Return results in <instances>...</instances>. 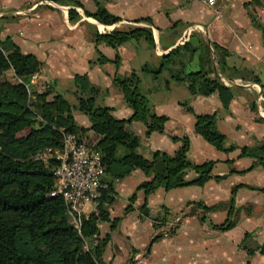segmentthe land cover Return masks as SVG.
Listing matches in <instances>:
<instances>
[{
    "label": "crops",
    "instance_id": "0c3cea01",
    "mask_svg": "<svg viewBox=\"0 0 264 264\" xmlns=\"http://www.w3.org/2000/svg\"><path fill=\"white\" fill-rule=\"evenodd\" d=\"M80 1L89 10L96 8L95 0ZM98 1L104 2L111 12L121 16L119 21L124 23L122 27L130 24L149 25L155 39L154 48H149L144 39L135 38L125 40L115 47L101 39L95 47L91 37L94 27L97 24L99 27L107 24H100L92 16L84 17L83 7L71 3L67 5H72L80 17L70 19L68 10H61L60 4L64 3L57 0L53 3L41 0H0V37L10 36L22 51L34 53L41 60L39 83L52 82L55 89L67 93L69 99L70 94L75 96L74 74L86 72L93 83L106 89L99 93L97 99L100 103L110 105L111 112L117 117L129 116L132 109L124 101L122 91L112 77L116 72L127 73L136 69L153 110L168 116L163 131L153 130L148 135H145L143 121L133 119L129 122V126L139 135L138 151L146 157H150L154 149L173 152L180 145V140L173 139L171 135H178L186 129L193 144L207 148L209 155L213 156L214 163L210 173L215 175L200 185L181 186L193 190L192 196L187 199L193 198L196 202L200 200L205 205H216L208 210L207 216L212 221L214 219L213 222H221L227 213L223 203L231 194L232 186L237 185L235 203H249L256 207L255 211L252 209L249 213H242L239 218L247 222L254 214L264 218V194L256 188L264 186V165L258 164L247 169L253 158L239 155L238 148L223 151L207 145L194 130L195 118L191 111H186L181 105L182 99L188 98L194 111L215 112L216 126L224 133L227 144L252 145L264 141V101H260V98L264 100L263 88L256 81L242 80L234 72L240 67L253 70L264 81V43L260 30L251 23L248 16L244 5L246 0H238L240 10L237 13L240 20L222 16L221 8L226 9V13H234L233 4L225 3L229 0H214L213 4L208 0ZM249 6H254L251 9L264 22V8L251 4ZM16 7L21 9L19 13H15ZM144 15H151V24L133 20ZM110 25H113L110 29L114 26L121 27L116 22ZM193 34L196 37L192 40L195 44L199 43L198 39L201 37L205 41L217 42L230 52L225 55V59L231 68L226 67L225 71H221L211 46L213 73L229 85L233 92L227 105L222 104L216 91L206 95L191 93L184 81L171 79L168 85H164L163 78L155 79L150 73L139 71L142 63L148 61L157 64L162 54L177 44L191 40ZM99 50L110 59L118 55V62H99ZM201 53L200 47L195 52L193 66L199 62L197 55ZM247 82L253 84H246ZM62 83L64 85H60ZM176 87L183 90L181 95L165 94L166 90ZM253 99L256 103L251 107ZM82 114L84 113L74 110L78 123L88 125L89 121ZM85 133L86 137L94 135L91 142L98 137L92 130ZM194 152L195 149L189 145L188 155L191 160L197 162L208 159L204 158L206 153L198 158ZM195 175L193 169H188L185 173L186 178H193ZM149 177L140 168H134L123 176H114L111 172L103 175L102 181L111 182L115 195L109 205L110 219L100 222L98 229L101 236H109L101 254L104 264H125L129 257L133 258V264H264V251L259 243L251 242L247 246L246 242H242V246L239 244L242 234L237 239L230 234V230L237 228L238 220L237 225L228 230L214 228L199 219L197 213L204 208H190L191 204L185 203L187 199L165 200L159 197L170 188L161 185L145 194L138 185ZM203 188L204 192L201 194ZM129 203L131 208L125 210ZM144 204L146 209L142 208ZM165 207L170 214H166L165 223L156 229L153 223L164 216ZM88 208L90 207H85L89 210ZM114 218L116 221L113 224ZM170 221L177 222L170 225ZM158 230H164L163 234L151 241ZM219 236L226 237V242L220 241Z\"/></svg>",
    "mask_w": 264,
    "mask_h": 264
},
{
    "label": "trees",
    "instance_id": "16d2710c",
    "mask_svg": "<svg viewBox=\"0 0 264 264\" xmlns=\"http://www.w3.org/2000/svg\"><path fill=\"white\" fill-rule=\"evenodd\" d=\"M57 1L83 7L84 13L100 24H112L121 20L120 15L111 12L98 0H95L94 10L85 8L80 0ZM249 4L264 8V0L244 1L251 23L260 30L264 43V22L256 17L253 9L248 7ZM68 16L70 19H77L80 14L74 7H70ZM133 20L151 24L149 16ZM91 37L96 44L102 39L113 47L131 38L144 39L149 48L155 46L149 25L114 26L104 32L93 29ZM198 40L197 44L188 39L173 46L159 57L157 64L145 61L139 71L148 72L155 79L160 77L161 72H165L167 75L162 77L164 85H168L171 79L184 81L191 93L206 95L216 91L222 104L227 105L233 94L232 89L213 73L210 45L201 37ZM211 46L219 69L225 71L224 68H231L225 59V55L230 52L215 41H211ZM200 47L202 53L197 55L199 62L193 66L195 52ZM97 60L117 63L118 55L110 59L99 50ZM40 64L41 60L34 53L22 51L10 36L0 37V75L10 69L16 77L14 81L0 80V264H104L101 254L109 236H101L98 229L100 222L110 219L109 205L115 197L111 182L103 181L96 209L87 215L82 214L78 231L64 199L59 194L51 193L55 184L56 161L34 158L35 152L47 145L58 144L61 129L79 136L92 130L98 134L93 147L101 153L107 166L106 172L123 176L134 168L142 169L150 175L138 185L145 194L160 185L171 188L191 183L203 184L211 176L214 160H191L186 135H171L173 139L181 140L173 152L154 149L151 156L146 157L138 151L139 135L129 126V122L133 119L143 121L145 135H148L153 130L163 131L168 116L153 110L136 69L127 73L116 72L112 77L113 82L121 89L124 101L132 109L129 116L117 117L111 112L110 105L96 101L99 93L106 89L93 83L86 72L75 73L73 76L75 101L56 90L52 82L45 81L46 89L35 90V99L29 102L26 83L32 73L40 69ZM249 78L260 83L256 75ZM261 86L264 91V83ZM181 103L194 113V130L216 148L224 151L239 148V155L253 158L247 169L258 164L264 165V141L252 145L227 144L224 133L216 126L215 112H195L187 102ZM74 110L86 114L89 124L78 123ZM26 128L28 130L21 133ZM188 169L196 172L193 178L185 177ZM256 188L264 194V186ZM133 196L134 193L131 198ZM229 202H233V197ZM196 203L207 211L216 207L205 205L201 201ZM130 208L131 203L125 210ZM142 208L146 209L145 204ZM167 213L168 211L165 212V217L153 223L156 229L165 223ZM229 216L214 226H231L234 221ZM115 221V218L112 219L113 224ZM163 232L164 230H158L151 241ZM94 238L97 241L92 244ZM84 241L89 242L88 248L83 246ZM261 250H264V246ZM125 264H133V258L129 257Z\"/></svg>",
    "mask_w": 264,
    "mask_h": 264
},
{
    "label": "built area",
    "instance_id": "2783aa9c",
    "mask_svg": "<svg viewBox=\"0 0 264 264\" xmlns=\"http://www.w3.org/2000/svg\"><path fill=\"white\" fill-rule=\"evenodd\" d=\"M213 3L214 0H208ZM39 72L32 73L27 87V100L35 99L32 85L39 83ZM41 83V82H40ZM46 89L39 86L37 91ZM95 142V141H94ZM94 142H88L85 135H77L74 132H66L61 129L59 142L55 145H47L33 154L34 158L42 161L53 159L55 184L52 194H59L67 205L68 213L80 231L82 214H89L96 209L101 187L104 185L102 177L107 166L102 159L99 150L93 147ZM89 206L91 209H85ZM97 239L92 240V244ZM83 246L89 247V242L84 241Z\"/></svg>",
    "mask_w": 264,
    "mask_h": 264
},
{
    "label": "rangeland",
    "instance_id": "374dc122",
    "mask_svg": "<svg viewBox=\"0 0 264 264\" xmlns=\"http://www.w3.org/2000/svg\"><path fill=\"white\" fill-rule=\"evenodd\" d=\"M41 1H45L44 3H46V2H49V3H53V1L54 0H41ZM101 4H103L104 5V2H102V1H99ZM209 2V1H208ZM230 2L233 4V9H232V11L234 12V13H226V9H224L223 10V8H221V13H222V16H224V17H232V18H235L236 20H240V17L238 16V10H240V8H239V3H240V1H238V0H234V2L233 1H230L229 0V2H225V3H227V4H230ZM57 4H59V3H57ZM210 4H213V3H210ZM61 5V10H62V12L63 11H67L69 8H68V6L69 7H73L72 5H67V4H60ZM252 7H254V6H249V8L251 9ZM14 10H15V13H19L20 11H21V9L20 8H18V7H16V8H14ZM83 14H84V17H91V16H89V15H86L85 13H84V10H83ZM138 14V12L136 13V15ZM256 14V13H255ZM8 15H12V14H10V13H8ZM144 16H149L150 18H152L151 17V15H144ZM144 16H139V17H136V18H140V17H144ZM237 17H239V19L237 18ZM256 17H258L257 16V14H256ZM260 17V16H259ZM258 17V18H259ZM93 18V17H92ZM152 20V19H151ZM259 20H261L260 18H259ZM116 23H118V25L119 26H121L122 27V25H124V23H121V21H116ZM103 24V23H102ZM116 25V24H115ZM113 26V25H112ZM110 24H107V25H103V27H99V25L97 24L96 25V28L94 27V29L96 30H100L101 32H104V31H107V30H110V27H112ZM254 29H256L255 27H254ZM256 31L259 33V35H260V32L258 31V29H256ZM261 37V36H260ZM196 37H195V35L193 34L192 36H191V41L193 40V39H195ZM205 40V39H204ZM193 42V41H192ZM209 45H210V48H211V41L209 42V41H206ZM93 43H95L94 45H95V47H96V42L94 41ZM98 50V49H97ZM97 56H99V54H97ZM217 61V60H216ZM234 68H236V67H234ZM234 72H236V73H238L240 76H241V79L242 80H245V79H249V80H251L249 77L250 76H252V75H256V76H258V78H259V81H260V83L259 84H261V83H264V81H262L261 80V78L259 77V74L258 73H256V72H254L253 70H244L243 68H241L240 67V69H236ZM167 74L165 73V72H161L160 73V77L158 78V79H162V77L163 76H166ZM4 79H8V80H11V81H14V80H16V77L14 76V74H13V71L12 70H7L4 74H2V75H0V80H4ZM177 81V80H176ZM253 81V80H252ZM246 84H253L252 82H247ZM45 85V82H42V83H39V86H41V87H43ZM60 85H64L63 83L62 84H60ZM47 86V85H46ZM180 87V86H179ZM179 87H176V88H171L170 90H166L165 91V94L167 93V94H175V93H179L180 95H181V93H182V89H180ZM36 88H38V84H35V86H34V92H36L35 90H36ZM48 88V87H47ZM71 96H70V100L71 101H73L74 100V96L72 95V94H70ZM65 96L66 97H68V94L66 93L65 94ZM172 96V95H171ZM98 103L100 102L98 99L96 100ZM260 101H264L262 98H260ZM182 102H187L189 105H190V103H191V101H189V99L188 98H186V99H182ZM254 103V104H253ZM255 100L253 99L252 100V102H251V104H250V106L252 107V105H255ZM264 103V102H263ZM262 103V104H263ZM181 105H182V107L187 111V109L185 108V106L181 103ZM224 108H228V107H225V106H223ZM195 112H201V111H195ZM83 115V117H86L87 118V120H88V117L87 116H84V114H82ZM86 115V114H85ZM191 115H192V117H194L195 118V116H194V113H192L191 112ZM82 117V116H81ZM89 121V120H88ZM195 121V120H194ZM28 129L26 128V129H23L22 131H21V133H25L26 131H27ZM188 131L185 129V130H183V132H181L180 134H178L177 136L178 137H182V136H184V135H186L187 137H188V139H189V145L190 146H192L194 149H195V152H194V154H195V156H197L198 158H201L205 153H206V156L204 157V158H208V159H213L212 157V155H209V153H208V149L207 148H205V147H201V146H195L194 144H193V142H192V139H191V137L189 136V134L187 133ZM92 137H86V140L88 141V142H91L92 140H93V137H94V135L93 134H90ZM201 138L203 139V141L207 144V145H209V146H211L213 149H216V147L212 144V143H210L208 140H206L204 137H202L201 136ZM178 140H180V139H178ZM180 143H181V140H180ZM239 149V148H238ZM224 151V150H223ZM206 160V159H205ZM214 160V159H213ZM202 161H204V160H202ZM202 161H197V162H202ZM252 162V161H251ZM251 164V163H250ZM249 164V165H250ZM248 165V166H249ZM247 166V167H248ZM251 169V168H250ZM211 176H215V175H213V174H211ZM191 184H194V183H191ZM188 185V184H187ZM200 185V184H199ZM161 186V185H160ZM181 186H185V185H181ZM181 186H176V187H171L170 189H169V191L168 192H165L164 194H163V196H159V197H161V198H163V199H165V200H169V199H172V198H174V199H184V200H186L187 198H189V197H191L192 196V193H193V190L191 189V188H181ZM234 187V185L232 186V188ZM235 188H237V187H235ZM156 189V188H155ZM154 189V190H155ZM142 190H143V188H142ZM232 190V189H231ZM235 190L236 189H234V191L232 192L231 191V194H229V196L227 197L228 199L226 200V202L225 203H223V205L224 206H226V217H225V219L226 218H228V216L231 218V219H233V221H234V223L231 225V226H229V227H227V228H218V227H216V226H214V224H220V223H222L224 220H222L221 222H213V221H215L214 219H213V221L209 218V216H207V212L208 211H206L205 209V211L203 210V211H201L200 213H197L198 214V216H199V219L200 220H203V221H206V222H208L209 224H211L212 225V227H216L217 229H219V230H228V229H230V228H233L235 225H237V220L239 221V224H238V226H237V228L236 229H232V230H230V234H232V235H234V239H237V238H239V236L242 234V236H241V238H240V240H239V244H241L242 245V242L243 243H245L246 242V244H247V246H249L248 244H250L251 242H257V243H259L260 245H259V247H262V246H264V218H262L261 216H256L255 214L253 215V217L251 218V220L250 221H244V219H242V218H239V216H241V214L242 213H249V212H251L252 211V209H253V211H255L256 210V207H254L253 206V204H244V205H237L236 203H235ZM144 191V190H143ZM259 191H261V190H259ZM204 192V188L201 190V194ZM262 192V191H261ZM233 197V202H229V199L230 198H232ZM198 201H200V200H198ZM185 203H187L188 205L189 204H191V205H189L190 206V208H194V207H196L197 206V208H199V209H203V207H202V205H197V203H196V200H194L193 198H191V199H187L186 201H185ZM263 204H264V201H263ZM166 206V205H165ZM185 207H187L186 205H185ZM88 209H91V208H88ZM189 209V208H188ZM190 210V209H189ZM166 211H168V209L165 207L164 208V214H165V212ZM167 214H170V211H168V213ZM179 221V220H178ZM172 224H170V225H175L176 224V222L177 221H175V222H172V221H170ZM221 235V234H220ZM219 239H220V241H222V242H226V240H227V238L226 237H223V236H219ZM184 242L185 243H187V240H184ZM243 246V245H242ZM264 251V250H263Z\"/></svg>",
    "mask_w": 264,
    "mask_h": 264
}]
</instances>
